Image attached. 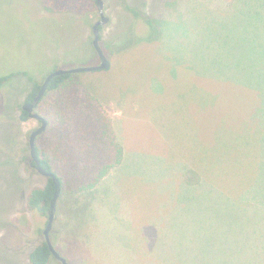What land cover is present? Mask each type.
<instances>
[{"label": "rangeland", "instance_id": "374dc122", "mask_svg": "<svg viewBox=\"0 0 264 264\" xmlns=\"http://www.w3.org/2000/svg\"><path fill=\"white\" fill-rule=\"evenodd\" d=\"M166 3L105 1L101 45L112 68L80 75L96 83L125 155L97 188L90 240L59 250L69 264H264V182L246 190L264 173V0ZM162 16L159 30L147 25ZM99 20L45 12L41 0H0V76L21 73L0 89V264H30L45 240L37 231L47 218L28 209L47 180L26 165L40 122L20 121L33 88L24 73L42 83L56 68L97 66ZM163 137L199 168L201 195L189 204L171 194L185 169L161 159ZM64 226L54 224L56 244Z\"/></svg>", "mask_w": 264, "mask_h": 264}, {"label": "trees", "instance_id": "16d2710c", "mask_svg": "<svg viewBox=\"0 0 264 264\" xmlns=\"http://www.w3.org/2000/svg\"><path fill=\"white\" fill-rule=\"evenodd\" d=\"M163 1L167 2V0ZM41 3L45 12L56 15L89 17L99 13L97 0H41ZM166 4L170 8L171 2ZM230 6L233 5L230 4ZM130 10L136 17H140L138 11ZM163 18L164 16L162 18H147L146 23L151 27L155 25L159 27L164 23ZM102 30L103 27H101V40ZM158 39L160 38L155 40ZM106 55L109 57L108 54ZM260 65V72L264 73V63ZM105 72L106 70L93 72L91 77L96 78L99 74L104 75ZM18 74L21 73L11 72L1 75L0 89L8 80ZM24 74L33 84L32 91L25 98V102H33L43 82L34 80L27 72ZM86 82L80 74L55 77L34 111L48 122L46 132L36 139L38 159L42 167L53 173L61 182V196L57 206L55 226L59 221L60 223L65 222V226L60 243L56 244V241L52 239L59 252V247H62L63 244L65 247L67 246L66 248L69 247L70 250H73L84 241L90 240L87 238L90 235L88 230L92 223L88 220L93 219L95 215V203L98 199L97 188L114 169L122 165L125 155L124 147L118 141L106 105L99 100L97 92L93 90L96 83ZM29 119L28 113L21 109L20 121L26 122ZM170 159L169 165H179V168L185 169L179 193L173 191L171 194L184 195L185 203L189 204L190 196L197 198L201 195L197 191L202 181L198 174L199 168L182 163L185 161L184 158L176 157L174 154L170 155ZM24 160H29V158L25 157ZM26 165L30 171H34L29 163ZM179 168L177 166L171 167V171L179 170ZM172 176H168L170 181ZM46 180L45 186L34 188L28 197L29 211L38 210L44 218H47V212L55 193L54 181L51 178H46ZM261 181L264 182V173L262 174L261 169H259L257 176L249 180L248 184L246 182L248 185L246 190L250 189L249 195L255 191L254 184ZM172 187H176L175 184ZM222 193L226 198L232 199L229 194ZM183 197L172 202L181 208L184 204L182 202ZM175 215L169 214L170 221ZM43 231L38 230L37 234L43 235ZM54 260L56 259L45 240L39 243L29 256L30 264H53ZM165 262L167 264L166 259ZM165 262L160 264H165Z\"/></svg>", "mask_w": 264, "mask_h": 264}, {"label": "water", "instance_id": "95a60500", "mask_svg": "<svg viewBox=\"0 0 264 264\" xmlns=\"http://www.w3.org/2000/svg\"><path fill=\"white\" fill-rule=\"evenodd\" d=\"M105 1L106 0H97V5L100 13V20L94 25V41L93 46L99 57V64L93 67H76L69 69H56L51 74H49L39 91L35 96L33 102H25L23 105V110L28 113L30 119H34L40 122V126L36 128L29 137V148H30V165L33 167L41 176L45 178H51L55 184V193L54 197L50 203V207L47 212V225L43 231L45 241L49 246V249L53 257L60 262L61 264H69L68 260L62 256V254L56 249L53 244L51 234L53 232L54 224L57 219V206L61 196V182L60 180L51 172H48L45 168L42 167L36 151V139L44 134L48 127V122L43 119L39 114L35 113V109L38 103L46 94L50 82L58 76L66 74H81V73H92L102 70H109L111 67V62L109 57L106 55L102 45H101V27L106 25L109 22V18L105 14Z\"/></svg>", "mask_w": 264, "mask_h": 264}, {"label": "crops", "instance_id": "0c3cea01", "mask_svg": "<svg viewBox=\"0 0 264 264\" xmlns=\"http://www.w3.org/2000/svg\"><path fill=\"white\" fill-rule=\"evenodd\" d=\"M116 114H118V116H120V113H116ZM158 130H156L155 132H154V135H153V138H157V137H159V133L157 132ZM160 140V144L163 146V149L161 150V151H158V152H163V154H160V153H153V155H156L155 157H157V158H159L158 157V155L159 156H161V159L163 160H165L164 161V163H167L168 161H170L171 162V159H170V155L172 154L173 155V152L174 153H178L177 152V150H175V147L173 146V144L172 143H170L169 144V146H168V143L166 142V140L164 139V137H163V139L161 138V139H159ZM180 147V146H179ZM181 147H184V146H181ZM171 152V153H170Z\"/></svg>", "mask_w": 264, "mask_h": 264}]
</instances>
